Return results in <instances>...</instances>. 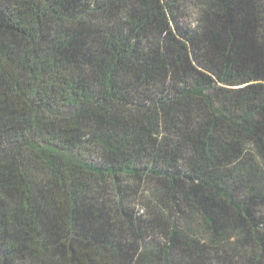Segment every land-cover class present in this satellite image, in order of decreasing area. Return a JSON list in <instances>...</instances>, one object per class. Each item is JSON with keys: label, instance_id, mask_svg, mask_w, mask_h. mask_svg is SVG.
Wrapping results in <instances>:
<instances>
[{"label": "trees", "instance_id": "trees-1", "mask_svg": "<svg viewBox=\"0 0 264 264\" xmlns=\"http://www.w3.org/2000/svg\"><path fill=\"white\" fill-rule=\"evenodd\" d=\"M0 264H264V0H0Z\"/></svg>", "mask_w": 264, "mask_h": 264}]
</instances>
